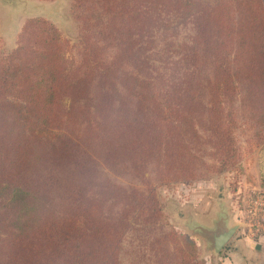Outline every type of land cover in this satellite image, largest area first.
<instances>
[{"label": "trees", "instance_id": "16d2710c", "mask_svg": "<svg viewBox=\"0 0 264 264\" xmlns=\"http://www.w3.org/2000/svg\"><path fill=\"white\" fill-rule=\"evenodd\" d=\"M98 6L100 40L82 24L74 69L45 19L28 20L0 56V264H205L172 230L152 253L162 216L139 171L152 166L165 185L235 168L244 124L264 142V0H74L72 9L90 22ZM122 155L141 187L108 177Z\"/></svg>", "mask_w": 264, "mask_h": 264}, {"label": "rangeland", "instance_id": "374dc122", "mask_svg": "<svg viewBox=\"0 0 264 264\" xmlns=\"http://www.w3.org/2000/svg\"><path fill=\"white\" fill-rule=\"evenodd\" d=\"M73 2L74 0H0V56L7 55L16 48L18 35L28 20L45 19L55 26L68 41L67 67L69 69L77 67L83 57L82 24H90L86 34L93 41L92 37L100 40L101 36L98 30L105 22L100 6L92 11L90 22L79 21L72 9ZM95 25H98V28ZM124 31L125 28L120 31V36L123 39L126 37ZM114 53L115 49H108L104 52V56L110 60ZM121 56H124V59L130 58V55ZM120 65L123 68H129L122 61L119 62ZM118 73L121 76L124 75V69L121 68ZM117 87L120 89V85ZM257 133V128L250 127L248 124L237 129L241 159L235 168H230L220 174L204 170L199 172L198 178L192 181H177L159 185L156 184L157 180L152 166H146V169L139 171V175L145 171L143 180L155 188L162 216L158 221L159 224L155 227L156 229L152 230L153 233L162 234H153L149 241L152 244L150 248L154 255L156 254L154 241L160 240L162 237L168 244L166 238L170 230L181 238L183 246L188 248L189 241L195 243L188 234L192 230L190 231L189 226L191 225H189L187 211L199 206L198 204L201 202L205 205L203 206L204 210L214 208L213 202L209 203L213 199L221 205L222 203L225 205L228 199L229 209H232L231 205L236 208V204L243 208L252 191L264 190V142L257 140ZM124 159H127L126 155H122V160L117 165L110 167L111 170L105 166L108 170L106 171L108 177L126 188L141 187V179H135L132 176L128 162ZM220 204H217L216 208L220 209ZM191 215L193 216L192 213ZM196 251L199 256L197 247ZM208 254L215 256L212 251ZM209 255L206 258H200V256L199 258L205 264H215L210 262ZM168 264H172L171 258L168 260Z\"/></svg>", "mask_w": 264, "mask_h": 264}, {"label": "crops", "instance_id": "0c3cea01", "mask_svg": "<svg viewBox=\"0 0 264 264\" xmlns=\"http://www.w3.org/2000/svg\"><path fill=\"white\" fill-rule=\"evenodd\" d=\"M211 202L215 205L214 208L204 210L203 206L205 205L201 202L198 204L199 206L187 211L189 225H191L189 226L190 231L192 230L188 234L194 239L199 249L200 258H206L212 250L210 242L211 232L220 228H230L240 223L242 224L238 219L237 209L232 205V209H229L230 202L228 199L225 205L223 203L221 205L215 199L209 203ZM217 204H220V209L216 208ZM209 256L211 259L209 261L215 264H264V232L254 236L242 225L236 230L218 256Z\"/></svg>", "mask_w": 264, "mask_h": 264}, {"label": "built area", "instance_id": "2783aa9c", "mask_svg": "<svg viewBox=\"0 0 264 264\" xmlns=\"http://www.w3.org/2000/svg\"><path fill=\"white\" fill-rule=\"evenodd\" d=\"M238 219L254 236L264 232V190L252 191L243 208L237 206Z\"/></svg>", "mask_w": 264, "mask_h": 264}, {"label": "water", "instance_id": "95a60500", "mask_svg": "<svg viewBox=\"0 0 264 264\" xmlns=\"http://www.w3.org/2000/svg\"><path fill=\"white\" fill-rule=\"evenodd\" d=\"M243 224H238L230 228H220L210 233L211 251L218 256L233 237L236 230Z\"/></svg>", "mask_w": 264, "mask_h": 264}]
</instances>
